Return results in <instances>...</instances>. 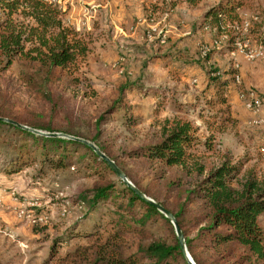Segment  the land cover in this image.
Instances as JSON below:
<instances>
[{"label": "trees", "instance_id": "16d2710c", "mask_svg": "<svg viewBox=\"0 0 264 264\" xmlns=\"http://www.w3.org/2000/svg\"><path fill=\"white\" fill-rule=\"evenodd\" d=\"M179 1L196 6L201 0H170L169 4L174 6ZM250 2L219 0L205 12L200 28L227 34L225 48L232 51V44L241 39V34L231 25L239 23L240 8ZM255 10L256 20L248 32L264 48V6L258 5ZM65 12L50 0H0V74L16 59L26 62L29 73L23 80L48 108V113L14 114L9 91L0 87V117L86 138L130 179L118 158L126 156L144 164L152 179L160 182L161 194L150 193L131 179L134 186L174 216L195 264H264V177L245 166L247 160L233 161L227 152L215 149L212 134L202 139L190 121L168 119L156 140L113 153L103 124L106 115L119 112L124 126L136 123L125 96L133 83L119 87L116 98L94 121L88 138L68 122L66 100L53 85L65 74H76L86 64L90 48L86 33L65 22ZM214 52L212 48L201 56L196 50L195 57L183 63L203 69L205 88L216 90V100L206 103L226 105L223 112L227 113L229 104L223 91L235 82L236 70L214 66L210 61ZM76 77L72 82H78ZM167 95L165 90L154 93L158 103ZM59 111L65 113L68 124L58 122ZM222 119L236 123L229 116ZM0 165L7 173L31 165L39 174L44 167L53 171L71 168L83 171L90 180L70 199L85 212V218L96 214L94 226L88 232L72 234L83 236L86 242L60 257L58 264H188L170 220L122 182L91 147L63 137L34 134L0 120ZM169 169L174 170L173 176H169Z\"/></svg>", "mask_w": 264, "mask_h": 264}, {"label": "rangeland", "instance_id": "374dc122", "mask_svg": "<svg viewBox=\"0 0 264 264\" xmlns=\"http://www.w3.org/2000/svg\"><path fill=\"white\" fill-rule=\"evenodd\" d=\"M169 1L143 0L137 7L131 1L126 10L134 15L132 22L125 25L126 35L118 36L120 32L109 23L108 9L105 11L101 6L94 17L95 10L81 19L78 31L86 33L90 48L87 62L76 74H65L53 85L66 100L68 122L88 138L92 135L94 121L116 98L119 87L133 83L134 87L127 90L125 96L137 118L136 123L124 126L119 112L106 115L107 121L103 124L104 136L113 153L156 140L165 120L183 119L192 123L200 138L212 134L215 149L227 152L233 161L247 160L245 166L264 177V142L252 138L251 127L247 129L238 121L232 124L222 119L234 118L227 88L223 93L227 96L229 111L225 113L226 105L206 103L216 100V90L205 88L203 69L197 64L183 63L195 57L196 50L203 56L215 48L210 59L214 66L230 64L231 55L225 48L227 37L222 36L225 33L215 32L212 36L205 28H200L205 12L219 0H201L196 7L186 3L170 6ZM69 4L68 0L61 6L66 11L65 22L71 25L66 16ZM258 5L264 6V0L245 3L239 11L240 21H249L255 16ZM85 8L91 5H84L83 12ZM86 19H90V31L84 25ZM122 21V15L118 16L116 22ZM159 31L166 37L164 44L157 38ZM250 35L247 31L239 40L252 45ZM28 73L29 65L16 59L0 74V87L9 91L14 114L48 113L44 102L23 80ZM74 76H78L77 83L72 82ZM156 90L168 91L162 103L154 96ZM66 116L59 111L58 122L68 124ZM118 162L132 180L139 181L150 193L161 194L160 182L152 179L144 164L126 156L119 157ZM167 171L173 176V169ZM128 179L132 182L130 177ZM89 183L83 171L75 172L71 168L53 171L44 167L39 174L37 167L31 165L7 173L0 165V264H58L60 257L85 244L83 236L72 234L90 231L96 214L85 218V212L73 205L71 199Z\"/></svg>", "mask_w": 264, "mask_h": 264}, {"label": "crops", "instance_id": "0c3cea01", "mask_svg": "<svg viewBox=\"0 0 264 264\" xmlns=\"http://www.w3.org/2000/svg\"><path fill=\"white\" fill-rule=\"evenodd\" d=\"M101 1L102 0H69V3L71 4H69L66 16L68 17L71 25L75 30H79L81 19L92 14V11L95 10V12L92 14V17H94L96 15L98 7L101 6V8L104 10L108 9V14L111 18V21L109 23H111L116 28L117 33L120 32L118 36L126 35L127 31L125 29H127V27H125V25L129 24L130 21L132 22L134 15L133 12H130L131 10H126L127 8H130L128 4L132 1V4L134 3V6L137 7L143 0H106L103 4H101ZM59 2L60 5H63L68 3V0H59ZM178 3L186 2L179 1L176 4ZM86 4L91 5V8H85L83 12L82 7ZM176 4L174 6H176ZM120 15H122L124 21L118 23L116 22V19ZM137 17L141 18V16L139 17V15ZM239 17L241 20L242 16L240 14ZM255 18L256 14L250 20L254 21ZM89 20L90 19H86L84 25L86 29L90 31L92 27L88 26ZM129 28H132V26H130ZM81 29L82 28H80V30ZM206 30L212 36L215 34L214 29ZM249 40L252 41V45L247 44L249 48L255 47L253 49H257L259 47L255 35H250ZM229 52L231 55L230 58L232 63L230 62V64H228V66H225L224 68L229 67L235 69V77L238 78V82H232L227 87V95L230 99V109L232 116L236 119V122L238 121L247 129L251 127L250 130L254 131L252 132L254 133L252 135L253 139H261L262 142H264V61L258 58L250 60L243 52L238 49H233ZM241 90H252L258 96L262 97H260L261 105L257 110H250L246 108L244 102H246L247 97L246 99L240 97L239 92ZM254 121H257V123H254ZM257 129L258 131H256Z\"/></svg>", "mask_w": 264, "mask_h": 264}, {"label": "water", "instance_id": "95a60500", "mask_svg": "<svg viewBox=\"0 0 264 264\" xmlns=\"http://www.w3.org/2000/svg\"><path fill=\"white\" fill-rule=\"evenodd\" d=\"M0 120L7 122V123H10V124H13L20 129L30 131L34 134H38V135H42V136H46V137H63V138H67V139H71V140L81 142V143L91 147L94 150V152L102 160H104L106 162V164L109 166V168L116 174V176L122 182H124L128 187H130L140 198H142L143 200L154 205L165 217H167L170 220V222L172 223V225L174 227V232H175V235L177 237V240H178V243H179V246H180V249L182 251L183 256L185 257L188 264H195V262L193 261L191 255L188 251V248L186 246L184 235H183L180 227L178 226V223H177L176 219L174 218V216L168 210H166L164 207H162L159 203H157L155 200H153L152 198H150L149 196H147L146 194L141 192L138 188H136V186H134V184L129 181L128 177L116 165V163L112 159H110L107 155H105L93 142H91L87 139L81 138V137L68 135V134H65L62 132H48V131L32 128V127L20 124L14 120L4 118V117H0Z\"/></svg>", "mask_w": 264, "mask_h": 264}, {"label": "built area", "instance_id": "2783aa9c", "mask_svg": "<svg viewBox=\"0 0 264 264\" xmlns=\"http://www.w3.org/2000/svg\"><path fill=\"white\" fill-rule=\"evenodd\" d=\"M50 1L57 2L60 5L59 0H50ZM255 20H256V18H255ZM231 26H232L233 30H235V32H239L240 34H245L247 31H249V28L251 26V21L250 20L249 21L248 20H242V21H239V23L232 24ZM226 35L227 34H224L222 36L227 37ZM157 38L161 44H164L166 42L165 35L161 34L160 31L158 32ZM216 43L217 42L215 41V44ZM258 44H259V47L257 49L250 50V49H248L246 42H242L241 40L236 39L235 42L232 44V46H233V49H238L241 52H243L246 55V57L250 60H253L256 58L264 60V48L262 47V45L260 43H258ZM204 49H206V48H204ZM204 53H205V50L202 49V54H204ZM235 80H236V82H238L237 77H235ZM239 95H240V97H242L244 99H246V97H247L246 104H245L246 108H248L250 110H257L260 107L261 99L252 90H241L239 92ZM254 123H257V121H254Z\"/></svg>", "mask_w": 264, "mask_h": 264}]
</instances>
